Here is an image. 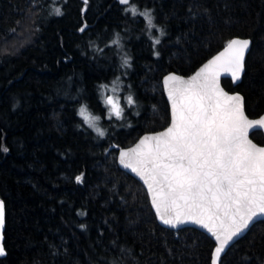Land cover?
<instances>
[{
  "label": "trees",
  "instance_id": "16d2710c",
  "mask_svg": "<svg viewBox=\"0 0 264 264\" xmlns=\"http://www.w3.org/2000/svg\"><path fill=\"white\" fill-rule=\"evenodd\" d=\"M130 4L156 27L119 0H0V264H211L212 239L161 226L117 155L169 125L165 75H191L235 38L252 48L241 84L223 85L243 94L250 118L264 113V0ZM113 89L121 118H109ZM81 107L100 118L103 136ZM251 138L264 145L262 132ZM221 264H264V221Z\"/></svg>",
  "mask_w": 264,
  "mask_h": 264
},
{
  "label": "snow or ice",
  "instance_id": "6c2138e0",
  "mask_svg": "<svg viewBox=\"0 0 264 264\" xmlns=\"http://www.w3.org/2000/svg\"><path fill=\"white\" fill-rule=\"evenodd\" d=\"M119 2L130 5L127 10L133 15L143 16L149 28L156 27L151 12H139L130 0ZM55 14L62 13L56 9ZM113 43L119 44V39ZM249 44L232 39L191 78L167 76L171 125L162 133L144 136L136 147L121 150L119 157L125 168L144 180L163 224L175 227L191 221L213 233L218 241L213 264H218L225 247L254 217L264 216V147L249 139L250 129L264 128V116L249 119L243 97L228 95L219 83L221 73L230 74L234 81L241 78ZM124 64L130 66L127 59ZM127 102L129 106L135 103L132 96ZM105 103L111 106L109 118L112 114L122 117L123 109L115 98L108 96ZM79 115L98 135L105 134L97 126L100 118L86 107L79 109ZM76 179L80 182L82 176ZM4 215L0 201V256L6 254Z\"/></svg>",
  "mask_w": 264,
  "mask_h": 264
},
{
  "label": "water",
  "instance_id": "95a60500",
  "mask_svg": "<svg viewBox=\"0 0 264 264\" xmlns=\"http://www.w3.org/2000/svg\"><path fill=\"white\" fill-rule=\"evenodd\" d=\"M235 39H242V40H248L250 41V44H249V47L248 49L246 50L245 52V57H244V71L243 73L241 74V78L239 80H236L234 81L231 77L230 74L228 73H221L220 75V78H219V83H220V87L224 90V92H226L228 95H240L243 97V108H244V112H245V115L251 119V120H255V119H259L260 117L264 116V113L260 116V117H257V118H250L246 112V109H245V97L243 96V94L239 93V92H229L223 85V80L224 79H228L232 82V84L234 86H238L239 84H241V82L243 81V77H244V74H245V70H246V61H247V57L251 51V48H252V40L249 39V38H235ZM226 47V46H225ZM224 48H222L221 50H219L217 53H215L213 56H211L208 60H206L199 68H197V70H195L191 75L189 76H184V75H180L178 73H175V72H171L167 75H165L162 79V85H163V89H164V94H165V98L167 100V103L169 105V108H170V123L169 125L163 129V130H160V131H157V132H149V133H145L143 135H141L138 140L132 144L131 146L129 147H125V148H121L119 151H118V155H117V163H118V166L121 170H123L124 172L128 173L129 175H131L133 178H135L139 183H141L144 188L146 189L147 191V194H148V197H149V200H150V204H151V207H152V210L157 218V221L158 223L163 226L164 228H167L169 230H173V231H178V230H182V229H185V228H194L196 230H199L200 232L206 234L209 238L212 239V241L215 243V248L218 246V241H216L213 233L209 232L208 229L206 228H203L201 225L199 224H195V223H192L191 221L189 222H185V223H180V224H177L175 227L173 226H170V225H165L163 224L159 217H158V214L152 204V197H151V193L149 192L148 188H147V185L144 183V180L138 176L136 173L132 172L131 169H128V168H125L121 163H120V160H119V157H120V152L121 150H129L131 148H134L136 147V145L139 143V141L144 137V136H150V135H156V134H159V133H162L164 132L170 125H171V121H172V108H171V101L169 99V96H168V91H167V86L164 84V80L167 76H169L170 74H175L183 79H189L191 78L193 75L196 74V72L199 71V69L201 67H203L204 64H206L209 60H211L213 57H215L216 55H218L221 51H223ZM262 132L263 136H264V128H258V127H254L253 129H250L249 130V139L252 141V143L256 144L258 147H264V145H260L258 144L257 142H255L252 138H251V135L254 133V132ZM2 201V200H0ZM4 213H5V207H4ZM5 217V215H4ZM261 221H264V216H258V217H254L253 220L249 223V226L243 230L240 234H238L237 236L233 237L232 241L229 242V244L225 247V250L221 253L220 257H219V260H218V264H221V259L228 253V251L231 249V247L233 245H235L239 240H241L242 238H244L248 232L251 230V228L258 222H261ZM3 231H4V228H3ZM2 243H4V236H3V241ZM215 248L213 250V254H212V260H211V264H213V259H214V252H215ZM2 257V256H0Z\"/></svg>",
  "mask_w": 264,
  "mask_h": 264
},
{
  "label": "rangeland",
  "instance_id": "374dc122",
  "mask_svg": "<svg viewBox=\"0 0 264 264\" xmlns=\"http://www.w3.org/2000/svg\"><path fill=\"white\" fill-rule=\"evenodd\" d=\"M114 91H115V90H114ZM114 91H113V90H109V91H107L108 94L105 95V99H106V97H108V96H112L113 98H115V99L117 100V102L119 103V105L122 107V103H121V101L119 100V98L115 95ZM108 108H109V111H110L111 106L108 105ZM122 109H123V107H122ZM112 115L115 116L114 114H112ZM100 129H101V128H100ZM101 130H102V129H101Z\"/></svg>",
  "mask_w": 264,
  "mask_h": 264
}]
</instances>
